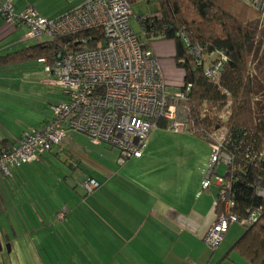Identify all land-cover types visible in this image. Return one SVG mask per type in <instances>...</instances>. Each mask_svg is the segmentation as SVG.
I'll list each match as a JSON object with an SVG mask.
<instances>
[{
  "label": "trees",
  "instance_id": "trees-1",
  "mask_svg": "<svg viewBox=\"0 0 264 264\" xmlns=\"http://www.w3.org/2000/svg\"><path fill=\"white\" fill-rule=\"evenodd\" d=\"M130 4L132 15L134 6H140L138 33L144 36L146 45L162 40L176 44L174 58L184 70V78L181 85L170 88L186 92L184 104L188 107L189 128L184 132L208 138L211 145L215 141L213 135L221 137L220 151L226 157L210 168V175L212 178L214 174L223 176L230 185L225 187L215 181L218 195L214 199V222L225 213L226 199L233 202L227 216L235 214L239 220H230L227 231L215 246L205 240L214 222L209 227L203 239L213 250L212 258L230 230H234L228 245L236 240L216 264L228 259L235 264H264V12L244 0H130ZM39 38H30L27 32L23 42ZM47 38L0 53V68L33 59L45 66L46 63L54 65L59 49L96 48L103 36L100 29H93L76 36ZM193 48L200 49L201 53L196 55ZM213 69H216L215 79L209 76ZM157 127L170 128L166 118ZM57 147L49 152L58 154ZM11 149L12 143L0 138V152ZM69 161L75 168L76 162ZM224 164L226 172L221 174L218 167ZM1 174L9 180L15 177L11 173ZM251 215L253 220H249ZM235 228L244 231L239 236L240 230ZM0 237L11 241V245L15 241L2 231Z\"/></svg>",
  "mask_w": 264,
  "mask_h": 264
},
{
  "label": "crops",
  "instance_id": "crops-1",
  "mask_svg": "<svg viewBox=\"0 0 264 264\" xmlns=\"http://www.w3.org/2000/svg\"><path fill=\"white\" fill-rule=\"evenodd\" d=\"M9 1L15 3L17 11L31 6L41 16L53 19L83 0L68 2L67 5L63 3L61 7H57L56 3L50 6V0ZM27 32L26 25L9 24L0 16V53L19 49L18 45L24 41ZM150 47L159 60L169 88L181 85L184 70L175 62L176 44L173 41L162 40L153 42ZM1 69L4 70V67ZM41 82L47 87H58L47 80L46 67ZM54 104L56 103L50 104L51 114ZM46 113V110L39 109L38 124L31 130L7 132L0 124V138L9 140L13 147L25 133L42 127L46 120L52 118ZM70 134L72 132H69L67 137H72ZM190 134L198 136L193 132ZM148 148L147 144L141 157H132L124 165L117 163L121 167L129 166L124 171L125 176L121 175L122 171H116L114 168L94 169L92 174L87 172L74 174L77 185H83L86 193L69 194L63 196V200L54 197L52 201L58 203L59 209L54 220L49 222L37 215L39 208L34 204L35 196L22 193L23 189L19 190L23 179L26 181L24 172L37 169L36 162L45 161L46 155L40 156L36 162L11 168L10 175H15L13 179L18 180V184H15L13 179L9 180L2 176L4 174L0 175V214L3 215L4 226L11 222V227L16 232L15 226L21 231L25 225L26 227L32 225L33 231H38L37 233L43 231L39 235H44L50 229L52 231L49 234L59 235L63 232L65 246L69 245L72 249L71 254L65 255L66 264H137L138 249L147 250V264H211L213 250L206 245L203 238L215 220L214 199L218 195L217 189L212 184L197 197L196 191L202 186L204 176L197 177V180L191 179L192 177L188 179L176 168L170 169L176 173V178L166 177L160 181L149 182L148 177L144 176L146 167L142 165L144 164L142 159L150 154ZM55 151L58 154L71 153L65 142ZM71 158L76 160L75 168L80 167L81 159L77 160L75 155ZM71 158L69 156V159ZM205 158L210 160L211 156L208 158L206 155ZM134 159L139 161L131 164ZM26 167L27 170L24 169ZM202 169L203 165L198 167V172ZM91 177L101 182V186L93 192H89L86 187V181ZM57 178L58 176L54 177L53 181L48 183L49 187H53ZM28 202H31V205ZM13 219L17 224H13ZM59 221L61 228L55 229ZM2 233L9 235L4 231ZM230 238L223 241L218 251L222 249L224 242L228 245ZM40 240L38 237L34 238L29 242V246L36 248L37 251L41 246ZM1 241L9 246L12 243L5 238L4 240L1 238ZM13 248L12 245L11 249Z\"/></svg>",
  "mask_w": 264,
  "mask_h": 264
},
{
  "label": "built area",
  "instance_id": "built-area-1",
  "mask_svg": "<svg viewBox=\"0 0 264 264\" xmlns=\"http://www.w3.org/2000/svg\"><path fill=\"white\" fill-rule=\"evenodd\" d=\"M264 12V0H244ZM0 16L7 23L25 24L28 36L43 35L60 38L100 29L103 39L99 46L78 51H57L54 65L46 63L47 80L61 88L64 100L52 106L53 116L41 128L27 132L8 152H0V172L39 160L44 152L61 147L69 132L88 136L91 142L106 143L119 150L117 163L124 165L132 157H141L147 138L162 118L176 132L188 129L186 92L169 88L163 69L144 36L134 30L130 0H85L63 15L49 19L31 6L15 10V3L0 0ZM199 55L201 50L193 48ZM216 69L209 71L215 79ZM188 116V117H187ZM212 154L200 195L211 185L210 168L222 157L221 137L213 135ZM219 184L228 187L223 176ZM100 186L89 178V191ZM233 202L226 199V210L207 232L205 240L217 245L229 227L238 221L231 212ZM251 215L249 220H253Z\"/></svg>",
  "mask_w": 264,
  "mask_h": 264
},
{
  "label": "rangeland",
  "instance_id": "rangeland-1",
  "mask_svg": "<svg viewBox=\"0 0 264 264\" xmlns=\"http://www.w3.org/2000/svg\"><path fill=\"white\" fill-rule=\"evenodd\" d=\"M72 1L77 0H50V6L56 3L57 7H61L63 3L67 5L68 2L71 3ZM139 7L134 6V14L132 15V25L136 32L140 31V24L137 19L140 13ZM46 39H48L47 36H43L35 41L22 42L18 46L20 48L24 45L30 46L37 41ZM44 74L45 65L37 59L29 60L23 64H16L15 66H6L4 70H0V124L5 131L18 132L25 129L31 130L38 124L37 116H39V109L46 110L47 116H53V114L49 113L50 104L63 100L64 96L59 87H47V85L41 82ZM189 132H176L171 128L161 127H156L151 131L147 138V144L149 145L148 152L150 154L144 160L142 159L144 163L142 165L146 167L144 176L145 178L148 177L149 182L160 181L166 177L176 178V173L170 170L174 168L183 173L184 177L188 179L192 177L191 179L197 180L199 176L201 178L204 176L203 179L205 178L210 161L205 157L208 155V158H210L212 154L210 141L208 138L195 136L190 134L192 132ZM70 135L72 137L69 136L65 139L66 146L71 152L68 155L70 158L75 155L77 160L81 159L80 167H72L68 163L70 159L66 154L59 153L55 155L51 152H46L44 154L46 155V160L42 163L36 162L35 165H38L37 169L27 170V167L24 168L27 170L24 172L26 181L23 179L22 184L19 186V190L23 189L22 193H29L35 196L34 204L39 208L37 215L42 216L47 222L54 220L55 214L59 209L57 207L58 203L52 201L54 197H60L63 200V196L65 197L69 194L78 195V193H86L83 185H77L76 175L74 176V174H77V172L92 174V170L94 169L114 168L116 171H122L121 175L125 176L124 171L129 167L117 165L119 155L117 148H111V146L102 142L94 144L88 136L78 132H72ZM71 159L74 163L76 162L73 158ZM137 161L139 160L134 159L131 161V164ZM202 165L204 169L198 172V167H202ZM226 168L225 164L218 167L221 174L226 172ZM56 176H58L57 181L53 187H49L48 183L51 180L53 181ZM216 178H218V175L214 174L212 178L213 187L218 191V186L215 184ZM13 182L15 184L19 183L18 180H14ZM48 188L51 190H48ZM34 192L37 193L34 194ZM28 204L31 205V202H28ZM40 220L42 221L41 217ZM2 221H4V218L0 214V232L2 230L9 233V236L14 238L15 241L13 249H11L13 244L8 247L7 243L3 241L5 245L3 251L0 249V264H66L65 255L71 254L72 249L69 245L65 246L63 232L59 233V235H55L54 233L49 234L52 231L50 229L44 235H39L43 231L40 233L33 231L32 225L28 227L25 225L21 231L15 226V232L11 227V222H8L7 226H4L5 223ZM136 221L139 222L138 219ZM13 224H17L14 219ZM60 226L61 221H59L55 229H60ZM239 230L240 236L244 229L240 228ZM234 232V230H230L226 239ZM36 237L39 240L41 239V246L37 251L36 248L29 246V242ZM233 243L226 245L224 242L226 246L222 247L220 251L215 252L211 264H216ZM136 252L139 257L137 264H147V250L138 249ZM41 258H43L42 261ZM223 264L235 263L228 259Z\"/></svg>",
  "mask_w": 264,
  "mask_h": 264
},
{
  "label": "water",
  "instance_id": "water-1",
  "mask_svg": "<svg viewBox=\"0 0 264 264\" xmlns=\"http://www.w3.org/2000/svg\"><path fill=\"white\" fill-rule=\"evenodd\" d=\"M228 175V174H227ZM8 247H9V244L7 245ZM0 249H3V245H2V243H1V241H0Z\"/></svg>",
  "mask_w": 264,
  "mask_h": 264
},
{
  "label": "flooded vegetation",
  "instance_id": "flooded-vegetation-1",
  "mask_svg": "<svg viewBox=\"0 0 264 264\" xmlns=\"http://www.w3.org/2000/svg\"><path fill=\"white\" fill-rule=\"evenodd\" d=\"M0 241H1V238H0ZM2 245H3V241H1ZM0 263H1V260H0Z\"/></svg>",
  "mask_w": 264,
  "mask_h": 264
}]
</instances>
